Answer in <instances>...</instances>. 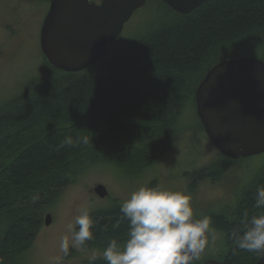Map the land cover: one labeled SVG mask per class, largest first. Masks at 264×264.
<instances>
[{"label": "trees", "instance_id": "1", "mask_svg": "<svg viewBox=\"0 0 264 264\" xmlns=\"http://www.w3.org/2000/svg\"><path fill=\"white\" fill-rule=\"evenodd\" d=\"M134 14L144 20L118 58L67 73L43 57L52 70L27 80L0 105V264H25L44 215L83 161L96 157L121 173L144 172L179 133L190 103L196 113L195 90L214 65L239 57L264 62V0H206L188 14L146 0ZM220 157L225 163L248 159ZM209 167L185 176L194 185L204 173L215 180L220 168ZM260 185L264 165L231 216L209 217L224 238L218 262L256 264L261 257L237 248L232 235L243 230L245 213H264L255 207ZM121 216L120 205L90 213L92 239L81 248L103 251L112 239L123 243L128 221Z\"/></svg>", "mask_w": 264, "mask_h": 264}, {"label": "rangeland", "instance_id": "2", "mask_svg": "<svg viewBox=\"0 0 264 264\" xmlns=\"http://www.w3.org/2000/svg\"><path fill=\"white\" fill-rule=\"evenodd\" d=\"M49 2L50 0H0V105L14 97L27 80L41 77L52 70L46 65L39 45L40 27ZM143 20L139 14L136 17L133 14L121 35L107 46L102 59L108 61L118 58L126 41ZM178 129L179 133L159 160L144 172L121 173L113 163L96 157L83 161V167L76 170L73 180L59 192L58 199L48 209L47 214L51 216L48 226L44 224L46 214L44 215L37 239L23 256L25 264H83L94 256L104 260V250L72 247L69 225L77 227L75 218L83 209L92 213L114 205L121 206L141 186L181 191L190 196L197 219L208 216L213 211H223L222 215L231 216L241 191L264 165V153L244 161L225 163L200 129L191 103L187 106ZM210 164L220 168L223 185L231 182L230 198L221 197L219 190L209 185H194L188 180L187 176L194 170ZM185 173H188L187 176ZM97 184L106 188V197L98 198L94 194L93 188ZM224 202L231 206L221 208ZM203 203L212 204V207L207 208L214 210L204 212ZM65 235L69 237L71 250L68 257H64L60 250V241ZM207 240L206 248L197 261L201 264L208 259H218L224 251L223 235L212 227L207 233Z\"/></svg>", "mask_w": 264, "mask_h": 264}, {"label": "water", "instance_id": "3", "mask_svg": "<svg viewBox=\"0 0 264 264\" xmlns=\"http://www.w3.org/2000/svg\"><path fill=\"white\" fill-rule=\"evenodd\" d=\"M188 14L206 0H157ZM146 0H50L39 32L40 50L53 68L75 73L94 65ZM203 132L221 155L237 160L264 153V62L234 58L214 65L195 90ZM107 196L103 185L93 188ZM51 222L50 214L44 224ZM203 264H222L208 259ZM256 264H264V255Z\"/></svg>", "mask_w": 264, "mask_h": 264}, {"label": "clouds", "instance_id": "4", "mask_svg": "<svg viewBox=\"0 0 264 264\" xmlns=\"http://www.w3.org/2000/svg\"><path fill=\"white\" fill-rule=\"evenodd\" d=\"M255 207L264 208V185L256 189ZM120 212L128 221L127 239L122 246L115 239L109 241L102 255L107 264H192L208 243L210 218H195L190 196L181 191L141 186L121 204ZM75 225L78 230L69 225L72 247H83L92 239L87 209L76 216ZM244 225L232 234L236 247L264 255V213L250 218L245 213ZM60 250L68 255L67 235L61 238Z\"/></svg>", "mask_w": 264, "mask_h": 264}, {"label": "flooded vegetation", "instance_id": "5", "mask_svg": "<svg viewBox=\"0 0 264 264\" xmlns=\"http://www.w3.org/2000/svg\"><path fill=\"white\" fill-rule=\"evenodd\" d=\"M99 1L97 0V3ZM221 155V154H220ZM220 155L218 154V157H220ZM223 156V155H222ZM212 164H210L209 166H211ZM209 166H204L203 168L201 169H198V170H205L206 168H208ZM209 172V170H208ZM221 173L219 172L218 176L216 177L215 180H213L212 178L208 177L207 173H204V175L202 176V178L199 180V182L197 183V185H200V184H206V185H209L211 186L212 188H215L217 190H219V194L220 196H225V197H228L230 198L231 197V182H229L227 185H223V181H222V178H221ZM221 181V183H220ZM222 200H224L223 198H220ZM218 202L220 201L219 199H217ZM214 202V200H213ZM223 202V201H222ZM221 203V202H220ZM230 204V203H229ZM222 207L221 208H224V207H229L231 205H228L226 204L225 202L221 205ZM207 207H212V204H205L203 203L202 205V209L204 210V212H209V211H213L214 209L213 208H210L208 209ZM222 212L223 211H213L211 212L208 217H210L211 215H214V214H217V215H222Z\"/></svg>", "mask_w": 264, "mask_h": 264}]
</instances>
